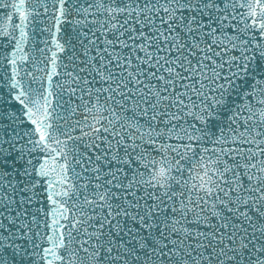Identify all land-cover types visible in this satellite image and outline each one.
Segmentation results:
<instances>
[{
  "label": "snow or ice",
  "instance_id": "6c2138e0",
  "mask_svg": "<svg viewBox=\"0 0 264 264\" xmlns=\"http://www.w3.org/2000/svg\"><path fill=\"white\" fill-rule=\"evenodd\" d=\"M0 264H264V0H0Z\"/></svg>",
  "mask_w": 264,
  "mask_h": 264
}]
</instances>
